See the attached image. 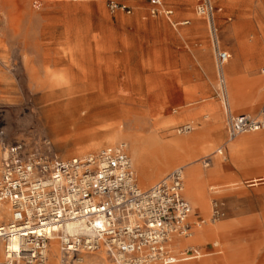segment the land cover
<instances>
[{
    "label": "rangeland",
    "instance_id": "374dc122",
    "mask_svg": "<svg viewBox=\"0 0 264 264\" xmlns=\"http://www.w3.org/2000/svg\"><path fill=\"white\" fill-rule=\"evenodd\" d=\"M111 1L132 12L112 11ZM163 2L175 9L177 21L189 23L174 27L152 15L151 0H0V163L3 142L32 147L47 138L60 157L70 158L124 141L147 189L177 166L185 167L188 182L187 168L207 172L219 161L223 174L200 195L220 198L221 220L233 226L201 252L213 250V239L223 246L232 240L247 250L224 264H264V184L246 183L264 176V131L241 136L226 156L217 155L226 142V115L209 23L197 12L200 0ZM212 3L221 48L242 45L236 53L246 49V59L257 63L246 62V80L233 53L224 69L226 91L248 96L264 80V0ZM214 184L226 187L209 191ZM210 199L202 227L212 225ZM87 256L94 258L87 264L101 257Z\"/></svg>",
    "mask_w": 264,
    "mask_h": 264
},
{
    "label": "built area",
    "instance_id": "2783aa9c",
    "mask_svg": "<svg viewBox=\"0 0 264 264\" xmlns=\"http://www.w3.org/2000/svg\"><path fill=\"white\" fill-rule=\"evenodd\" d=\"M109 7L132 12L131 7L114 1ZM197 12L209 23L217 63L223 65L231 54L220 46L212 0H200ZM151 14L164 15L174 27L179 25L172 21L173 11L163 0H151ZM224 108L226 142L220 151L242 134L264 130V104L258 116L235 114L227 104ZM2 152L0 207L9 205L10 219L3 221L6 216L0 215V240L17 238L20 248L7 250L0 264H50L51 234H58L62 253L74 259L81 253L99 252L111 264H172L178 259L170 243L176 236L193 234L184 168L171 170L143 189L124 141L70 158L60 157L47 138L32 147L23 140L3 142ZM224 216V203L213 200L209 220ZM69 224L74 232L67 230ZM199 252L197 246H189L182 259L197 258Z\"/></svg>",
    "mask_w": 264,
    "mask_h": 264
},
{
    "label": "crops",
    "instance_id": "0c3cea01",
    "mask_svg": "<svg viewBox=\"0 0 264 264\" xmlns=\"http://www.w3.org/2000/svg\"><path fill=\"white\" fill-rule=\"evenodd\" d=\"M164 3V2H163ZM164 5H165V7L166 8H168V9H171L172 11H173V14H172V17H171V19H172V21H175V22H177V23H179V25L177 26V27H179V26H182V25H187L188 23H189V20L188 19H186V20H183V21H177V19L175 18V9H173V8H171V7H169V6H167L165 3H164ZM222 9L221 8H217V11H221ZM154 16H156V15H154ZM164 16V15H163ZM166 17V16H165ZM167 18V17H166ZM168 19V18H167ZM169 20V19H168ZM185 21H187V23H184ZM169 22L171 23V21L169 20ZM172 24V23H171ZM173 25V24H172ZM242 45H240L239 47H230V49H231V51L230 50H226V51H228L230 54L231 53H233L234 55H235V57L237 58V60H235V61H237L236 62V65H237V67H238V70L240 71V73H241V76L243 77V79H247L246 78V72H248L249 71V69H248V65L249 64H251V63H253V68H254V66H257V63L256 62H253V61H250V60H247L246 59V56H247V51H246V49H245V47H244V49H245V53H243L242 55H240L239 54V52L238 53H236V51L238 50V49H240V47H241ZM263 50V49H262ZM261 50V51H262ZM260 51V52H261ZM259 52V53H260ZM231 58H232V55H231ZM230 58V59H231ZM247 61H249V62H251V63H246ZM211 63V62H210ZM228 63V62H227ZM251 73V72H250ZM263 73H264V69H263ZM257 86H259L258 88H256ZM257 86L256 85H254L253 86V89L251 90V92H250V94L247 96V95H245L244 94V91H238V90H234V89H232V90H234V92H235V99H233V112L235 113V114H242V113H245V114H250V115H252V112L251 111H253V109L254 108H256L257 107V105L264 99V80H260V81H258L257 82ZM231 87L233 88V86H232V83H231ZM260 91V92H259ZM259 93V94H258ZM259 101V102H258ZM263 104H264V102H263ZM262 109V108H261ZM260 109V110H261ZM260 112V111H259ZM258 112V113H259ZM257 113V114H258ZM256 114V115H257ZM220 117H219V115H217L216 116V120H218ZM260 131H264V130H260ZM260 131H256V132H260ZM249 133H252V132H249ZM245 134H247V133H245ZM258 134L259 133H257V134H255L254 136H258ZM260 135V134H259ZM244 136V135H243ZM229 145V144H228ZM225 146L224 148H223V150L222 151H220V148H218L217 149V155L218 156H226L228 153H229V146ZM218 156H214V158L213 157H210V158H208V159H206V160H204V164H206V161L208 160L209 162H208V164H206L205 166H209L210 165V163H212V161L215 159V158H217ZM215 161V160H214ZM217 161V160H216ZM177 167H183L184 168V171H185V167L184 166H177ZM177 167H175V168H177ZM175 168H173V169H175ZM172 169V170H173ZM216 170V171H215ZM163 171L164 170H159L158 171V173H157V176H159V175H161V174H163ZM171 171V170H170ZM169 171V172H170ZM213 171L215 172V180H218L220 177H221V175L223 174V172H222V170H221V165L219 164V161L217 162V164H216V166H215V168L213 169ZM219 173H218V172ZM168 172V173H169ZM167 173V174H168ZM219 174V175H218ZM165 176V175H164ZM164 176H162L160 179H162ZM185 176H186V172H185ZM217 176V177H216ZM141 177H143V175L141 176ZM160 179H158L157 181H159ZM139 181V180H138ZM156 181V182H157ZM156 182H154L152 185H154ZM246 183L248 184V186H255V185H258V184H260V183H263L264 184V176H261V177H254V178H252V179H249V180H247L246 181ZM140 184V183H139ZM151 185V186H152ZM222 187H226V186H223L222 184H220ZM141 186V185H140ZM150 186V187H151ZM142 187V186H141ZM150 187H148V188H150ZM143 188V187H142ZM147 188V189H148ZM143 189H146V188H143ZM216 193V192H215ZM185 198L187 199V201L190 203V205H191V207H192V214H191V216H190V221H191V223H192V225H193V233L196 235L197 234V232L202 228V226L201 227H199L200 226V221H201V219H206V217H209V215L210 214H208V215H206V214H203L202 213V211L199 209V208H196V207H198V206H193V204L191 203V201L189 200V196H191V194L189 193L188 195H187V178H186V191H185ZM201 199H202V201H203V198L202 197H200ZM207 200H209L210 198L209 197H207L206 198ZM206 199H204V200H206ZM212 199V198H211ZM211 199H210V201H211ZM215 199H218V200H221L220 198H213L212 199V201L213 200H215ZM208 204H207V208L205 207V210L206 209H208ZM206 213H207V210H206ZM0 215L1 216H6V218L3 220V221H8L9 219H10V207H9V205L8 204H4V205H2L1 207H0ZM221 226H222V229H221V231H220V233H222V232H224V231H226V230H229L232 226H233V222L231 221V220H228V221H226V220H221ZM225 229H224V228ZM195 237V236H194ZM187 238H189V237H179V236H176L174 239H173V241L170 243V248H171V251H172V254L178 259V261H176V262H174V263H172V264H189V263H191L192 261H190V262H186V261H189V260H194V259H198V258H191V259H182V257H183V252H184V250L187 248V247H189V246H197L194 242H193V240H194V238L193 239H191V240H188ZM179 246V247H178ZM234 246H236V247H234ZM181 247V248H180ZM200 250H201V246H197ZM211 247H212V251H210L209 253H212V254H214V255H216V256H222V248H223V250H225L224 251V256H223V259L224 260H229V259H234V258H236V256H239V255H241V254H244L245 253V251L247 250L246 248H244L245 246H237L236 244H234V242L232 241V240H228V242H227V244L225 245V246H223L222 244H221V241L220 240H218V238L217 239H213V241H212V243H211ZM230 247V248H229ZM233 247V248H232ZM0 248L3 250V245L2 244H0ZM228 250V251H227ZM51 251V250H50ZM261 251H262V253H261V256H262V258L264 259V247L263 248H261ZM204 252V251H203ZM240 252V253H239ZM254 252H256V251H254ZM86 254V255H85ZM87 254H93V253H89V252H86V253H81V254H79L78 255V258H80V257H82L83 258V260L85 261L84 262V264L85 263H88V261H90V260H94V258H92V257H89V256H87ZM100 254V256H103L107 261H108V263L109 264H111L110 263V260L108 259V257H107V255L105 254V253H99ZM103 254V255H102ZM232 254V255H231ZM238 254V255H237ZM84 255V256H83ZM105 255V256H104ZM182 256V257H181ZM233 256V257H232ZM3 258H4V256H3ZM3 258L0 260V261H2L3 260ZM53 259H52V257H50V264H57V263H60L61 261L63 262V264H68L69 263V261H75L76 259H74V256H67V255H64L63 253H62V251H61V259L59 260V261H57V262H54V261H52ZM223 260V261H224ZM223 261L221 260L220 262H217L216 264H224L223 263ZM231 264H235L233 261H231Z\"/></svg>",
    "mask_w": 264,
    "mask_h": 264
},
{
    "label": "bare ground",
    "instance_id": "6f19581e",
    "mask_svg": "<svg viewBox=\"0 0 264 264\" xmlns=\"http://www.w3.org/2000/svg\"><path fill=\"white\" fill-rule=\"evenodd\" d=\"M227 62L224 63L223 65L218 64L217 65V70H218V74H220V76L223 77V83L224 84H223L222 88H223L224 95H225L223 103H224V105L225 104L229 105L231 110L233 111V99H235L236 95H235V92L231 91V93H230L229 91H226V77H225L224 69H225V66H226ZM260 112H261V110H260ZM260 112L256 116H258L260 114ZM255 133H259V132H255ZM243 135H245V134L240 135L238 138H240ZM113 138H114V135L111 134L110 135V139H113ZM236 140H234V141H236ZM234 141H232V142H234ZM138 150H139L138 157H137L138 161H143L144 160V156H143L144 154H143L142 144H139V149ZM204 163L205 162H203V164ZM202 169L201 168H196V167L187 168V174H188L187 190L191 194V196H189V200L191 201L193 206H198L199 209L202 211V213L207 215L205 207L207 208V204L209 205V200H207V199L204 200L203 199V201H202V199L200 198L201 197L200 193H201L202 189H206L207 184H211V183H208V182H211L212 180H215V172L213 170L204 172ZM144 173H146V172H144ZM141 176H142V174H140V177ZM232 185L234 186V184H232ZM209 188H210L209 191H211V190H217L219 188H224V187H222L220 184H214V186L210 185ZM185 191H186V180H185ZM209 221L211 222L212 225H208L207 227H202L197 232L196 236L193 233L192 236L187 238V239L191 240L195 236L193 242L197 246H202L207 241L211 240L213 237H215L216 235L220 234V231L222 229L221 219L217 220V221H211V220H209ZM199 224H200L199 227H201L202 225H205L206 223L205 224L199 223ZM67 230L69 232H74L76 229H75L74 225L69 224L68 227H67ZM51 235H52V241H51L50 257H52V259H53L52 261L57 262V261H59L61 259V248H60L61 247V243H60V239L58 237V234H51ZM0 244L3 245V250L0 248V260L3 258V256H4L3 260L5 259L6 254H7V250L12 251V250H18L20 248V241L17 238H13V239L9 240L8 242H4V241L0 240ZM234 247H236V246H234ZM222 251L223 252H222V256L221 257L220 256H216V255H214L212 253H209L208 251L199 252L200 255L197 257L198 258L197 261L191 262L189 264H216L217 262H220L221 260L222 261L224 260L223 256H224V251L225 250H223V248H222ZM105 258L103 256H101L98 259V262L96 264H109L108 261ZM84 262L85 261L83 260V258L80 257V258L76 259L75 261L74 260L73 261H69L68 264H84ZM85 264H87V263H85Z\"/></svg>",
    "mask_w": 264,
    "mask_h": 264
}]
</instances>
